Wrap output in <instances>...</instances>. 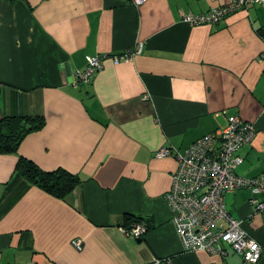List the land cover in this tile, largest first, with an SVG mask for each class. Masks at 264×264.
<instances>
[{"label":"crops","instance_id":"obj_1","mask_svg":"<svg viewBox=\"0 0 264 264\" xmlns=\"http://www.w3.org/2000/svg\"><path fill=\"white\" fill-rule=\"evenodd\" d=\"M228 1L0 0V120L44 119L17 152L0 153V264H246L226 244L223 254L182 248L164 199L177 162L155 156L162 147L182 152L237 115L254 136L235 170L264 171V2L212 25L181 15ZM138 43L132 61L108 57L73 84L86 56ZM19 157L79 183L56 198L15 178ZM249 197L238 189L223 199L262 246L255 264H264V212ZM127 215L150 225L141 237L126 232Z\"/></svg>","mask_w":264,"mask_h":264},{"label":"built area","instance_id":"obj_2","mask_svg":"<svg viewBox=\"0 0 264 264\" xmlns=\"http://www.w3.org/2000/svg\"><path fill=\"white\" fill-rule=\"evenodd\" d=\"M143 1L134 0V3ZM263 2L229 0L225 5L212 7L200 14L184 12L181 15L190 25H212L238 9ZM262 39L264 41V35ZM141 50L142 44L138 43L117 54L88 55L84 68L75 72L73 84L88 82L103 67L106 58L109 57L114 64L130 62ZM218 114L225 113L215 115ZM224 118V125L218 126L214 133L198 138L182 152L162 147L155 153L158 158L173 155L177 162L164 199L185 251L204 250L223 254L222 245L226 244L246 264H255L260 258L262 246L247 234L240 220L229 214L223 196L238 189H247L250 192L249 204L255 211L264 212V171L252 177L236 172V167L243 161L238 149L251 142L254 127L237 115L225 114ZM145 231V223L141 221L131 224L126 232L139 238ZM71 244L77 250L82 248L81 239H73Z\"/></svg>","mask_w":264,"mask_h":264},{"label":"trees","instance_id":"obj_3","mask_svg":"<svg viewBox=\"0 0 264 264\" xmlns=\"http://www.w3.org/2000/svg\"><path fill=\"white\" fill-rule=\"evenodd\" d=\"M10 2L26 0H7ZM264 35V29L260 31ZM44 125L41 116H22L4 118L0 120V153H15L21 141L32 131L38 130ZM15 178L21 177L38 186L44 192L56 197L64 198L79 183V178L61 168L44 171L38 168L32 161L19 157L16 164ZM124 228H129L131 224L141 222L142 217L125 216ZM146 230L150 225H147Z\"/></svg>","mask_w":264,"mask_h":264}]
</instances>
